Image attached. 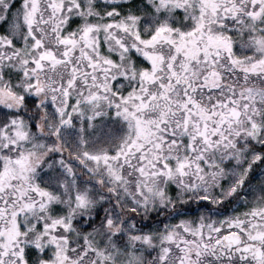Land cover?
<instances>
[{
  "label": "snow or ice",
  "instance_id": "1",
  "mask_svg": "<svg viewBox=\"0 0 264 264\" xmlns=\"http://www.w3.org/2000/svg\"><path fill=\"white\" fill-rule=\"evenodd\" d=\"M0 264H264V0H0Z\"/></svg>",
  "mask_w": 264,
  "mask_h": 264
}]
</instances>
